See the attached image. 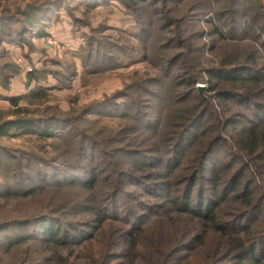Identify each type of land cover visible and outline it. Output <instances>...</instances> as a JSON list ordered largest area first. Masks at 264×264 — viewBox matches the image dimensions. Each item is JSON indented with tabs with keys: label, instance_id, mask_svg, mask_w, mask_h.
<instances>
[{
	"label": "trees",
	"instance_id": "trees-1",
	"mask_svg": "<svg viewBox=\"0 0 264 264\" xmlns=\"http://www.w3.org/2000/svg\"><path fill=\"white\" fill-rule=\"evenodd\" d=\"M113 2L134 31L68 0H0V90L24 83L0 92V138L51 146L0 143V264H264V0L80 1ZM62 15L86 28L87 73L146 67L70 119L47 102L77 64L46 55L23 75L6 47L31 62Z\"/></svg>",
	"mask_w": 264,
	"mask_h": 264
},
{
	"label": "rangeland",
	"instance_id": "rangeland-1",
	"mask_svg": "<svg viewBox=\"0 0 264 264\" xmlns=\"http://www.w3.org/2000/svg\"><path fill=\"white\" fill-rule=\"evenodd\" d=\"M80 1L82 0H68V2H71L69 5L72 7L74 15L80 18L83 17V14L88 15L91 25L94 26L100 20L106 19L107 25L114 29L123 28L130 32L135 30L132 22L124 20L125 17L117 8L118 4L116 2H113L112 5L108 7L98 6L96 9H89L87 5H82ZM61 20L62 21H59L56 25H50L47 30L48 35H45L42 39L32 40L39 49H44L45 54H43L42 51L31 53V62L23 61L24 57L22 56V52H28L26 45L7 44L6 47L12 60L20 67L23 75L39 67L46 55L49 57L60 56L59 58L63 60L69 59L77 64V74L72 78L70 86L63 90H51L47 102L49 105L56 104L63 111L64 116L70 119L77 114V112L81 111L80 108L91 99H101L104 95L120 88L125 81L130 79L133 73H142L146 67L142 61H133L127 62L123 67L107 75L102 76L99 74L87 73L80 67L76 58L73 56V53L79 49L80 45L83 43L84 38L82 39L81 33H85L84 31H86V28L82 27L77 29V27L71 25L69 20L63 15L61 16ZM198 86H200V93L202 94L205 84H198ZM22 90H24L23 76L19 74L11 79L8 90H0V92L7 95H17L20 94ZM24 103V101L20 102V104ZM9 107L10 103L8 100L0 99V108L4 109ZM90 117L99 123L109 126L115 124L117 121L107 114H91ZM9 118H12V116ZM7 136L8 135H4L1 137L0 143L13 147L23 145L25 148H31L38 152L39 149L43 148L44 152H40L43 157H47V155L51 153V146L48 144L50 140H40L31 134H26L23 138L17 139H8Z\"/></svg>",
	"mask_w": 264,
	"mask_h": 264
},
{
	"label": "water",
	"instance_id": "water-1",
	"mask_svg": "<svg viewBox=\"0 0 264 264\" xmlns=\"http://www.w3.org/2000/svg\"><path fill=\"white\" fill-rule=\"evenodd\" d=\"M199 87V91H200V86H198Z\"/></svg>",
	"mask_w": 264,
	"mask_h": 264
}]
</instances>
